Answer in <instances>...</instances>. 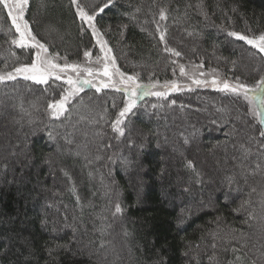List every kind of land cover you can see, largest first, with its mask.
<instances>
[{
  "label": "trees",
  "instance_id": "obj_1",
  "mask_svg": "<svg viewBox=\"0 0 264 264\" xmlns=\"http://www.w3.org/2000/svg\"><path fill=\"white\" fill-rule=\"evenodd\" d=\"M79 3L91 13L105 0ZM25 19L53 56L79 63L86 51H97L71 0H29ZM94 24L116 67L141 85L171 82L180 66L194 63L219 70L230 83L239 78L249 88L264 75L259 48L228 34L264 35V0H114ZM17 34L0 5V72L35 59L34 48L12 44ZM166 44L181 55L165 51ZM241 52L254 58L253 69L235 62L243 61ZM66 88L55 78L46 85L23 78L0 82V264L264 260V196H251L246 170L253 173L264 161V137L243 94L194 89L163 98L144 95L126 117L125 135L116 137L111 123L126 102L123 91L84 89L68 105L67 118L53 120L47 105ZM201 90L206 101L235 99L249 117L252 143L223 135L248 129L237 116L214 124L222 114L179 105ZM180 107L181 115L175 111Z\"/></svg>",
  "mask_w": 264,
  "mask_h": 264
},
{
  "label": "snow or ice",
  "instance_id": "obj_2",
  "mask_svg": "<svg viewBox=\"0 0 264 264\" xmlns=\"http://www.w3.org/2000/svg\"><path fill=\"white\" fill-rule=\"evenodd\" d=\"M71 3L75 5L77 14L79 18L85 21L89 27L92 29V35L97 38V43L100 45V50L104 55V64L102 71L97 69L96 73L107 77L108 81H100L99 86L92 83V80L89 79H80L81 66L78 64H68L65 63L63 66L54 62L55 57H49L46 55L48 52L45 44L41 43L37 37L32 33V30L29 26V21L25 19V12L29 5V0H0V5L7 10V16L11 18V25L15 29L16 33H19L18 39H13L12 44L17 45L20 48H35L38 49L36 52V58L31 61L29 64H21L16 67L14 71L7 72L6 74H0V82L5 80H16L17 77H22L25 81H32L38 85H46L49 82L50 78H55V80H61L63 77L61 74H67L69 71L76 73L77 78L74 79L71 75H67L65 83L69 85L68 88L63 90V93L60 95V98L53 100L48 103L47 109L49 111V116L53 120H59L61 117L67 118L66 114L69 113L68 105L71 103L81 91L85 85L95 87L96 91L99 92L102 88H114L116 91H121V88L118 86L116 81L113 79L114 76L119 77V84H123L126 87L123 89L127 96V101L124 104V107L119 110L115 119L111 123L112 131L117 133L120 137L125 135L126 127V117L132 110L137 106V98L141 94L143 89V95H153L156 97H166L168 95L167 91H152L151 88H155V85H152L151 88H145L137 82V77L133 75H125L121 72L119 68L116 67L115 59L110 55L111 49L107 48L106 42L100 39L99 30L96 28L94 21L96 16L100 13H103L111 5H113L114 0H105L101 6H98L91 13L85 9L83 5L79 3V0H71ZM160 19H166V13L164 9L160 10ZM205 15H207L205 13ZM230 36L236 37L238 40L245 41L247 44L257 47L261 52H264V35H260L258 39L249 38L246 35H242L236 32H229ZM160 40H165V33L161 31ZM165 51L172 53L174 56H180L181 53L175 49L167 47L165 45ZM15 55V53H12ZM85 57L90 58L91 53L85 52ZM101 58L97 57V63H100ZM109 62H111V67L114 71L109 70ZM83 71L88 74V76H94V70L91 67L83 68ZM181 75H185V70L183 66H180ZM201 76L204 75L203 72L200 73ZM193 83L197 86L208 87L211 86L214 89L225 92L240 95L243 94V99L250 106V113L258 118V123L261 125V128L258 130L259 137H264V78L259 80L254 87L249 88L246 84L240 83L239 78H237L236 83H230L227 79L219 80L213 78L210 83L207 80L193 79ZM166 89L170 91H179L180 87L173 81L171 85H165ZM191 90V89H189ZM251 93V95H249ZM175 104V101H172ZM115 107V104H113ZM155 107V105H153ZM216 123V121H212ZM49 139H54L53 132L48 130L47 132ZM250 139H255V137H250ZM185 143H188V139L185 138ZM243 147V145H241ZM264 148V144L261 145ZM187 166L194 170V164L191 161H188ZM260 165H257L259 168ZM67 176L68 173L65 172ZM70 178V177H69ZM74 191V189H73ZM254 191V189H253ZM115 212H121V206L119 203L115 205ZM103 247V244H101ZM213 248H216V244L213 243ZM243 247V245H242ZM229 249H225L228 251ZM233 253L239 251L235 247L230 249ZM51 254V250H50ZM236 260H240V256L235 257Z\"/></svg>",
  "mask_w": 264,
  "mask_h": 264
},
{
  "label": "rangeland",
  "instance_id": "obj_3",
  "mask_svg": "<svg viewBox=\"0 0 264 264\" xmlns=\"http://www.w3.org/2000/svg\"><path fill=\"white\" fill-rule=\"evenodd\" d=\"M91 31H92V29H91ZM18 38H19V33L17 34V38L16 39H18ZM99 38L102 39L101 36ZM253 39H258V37L257 38H253ZM95 41H96L97 51L94 53V55H91L90 58L84 56V59L81 62H79V63L67 62V61H65L64 58L58 57V56H53V55L49 54L48 52L46 53V55L49 56V57H55L54 62L59 64V65H61V66H63L65 63L80 65L81 66V71H80L79 78L80 79L92 80L93 84L99 86L101 80H104L105 82H107L108 78L100 75L99 73H96L97 69H99L101 71L103 69L104 55L105 54L103 52H101L100 45L97 43V38L96 37H95ZM107 48H108V46H107ZM37 51H38V49H35V54H36ZM4 53H5V51H4ZM262 53L264 54V52H262ZM110 55L112 56L111 53H110ZM242 55L244 56L243 61L241 62V60H237L235 62L237 64L240 62L242 64H245L246 66L250 65L251 69H253V67H255L254 58L252 56H249L247 53H244V52H241V56ZM97 57L101 58L100 63L96 62L97 61ZM35 58H36V55H35ZM242 64H241V66H242ZM87 67H91L94 70V76L93 77L88 76V74L83 71V68H87ZM188 67H189V69L184 68L185 75L179 74L171 82L158 83V84L155 85V88H151V86L154 85V84L142 85V86H144L145 88H151L152 91H167L168 94H169L170 92H173V91H170V89H166L164 86L166 84L170 86L173 81L180 87L181 90L185 91V90H189V89H191V90H194V89H199V90L200 89H214L211 86H208V87L197 86L196 84L193 83V79L207 80V81H209V83H210V81L213 78H217L219 80H224V79L229 80L219 70L211 69L210 67L206 68L202 63H194V64L189 65ZM109 70L110 71H114V69H112V67H111V62H109ZM12 71H14V69L9 71V72H12ZM201 72L204 73L203 76L200 75ZM6 73L7 72H0V74H6ZM259 74L257 75L258 77L260 76L258 81L261 80L262 78H264V75H262V74L259 75ZM67 75H71L74 79L77 78L76 73H73V72L69 71L67 74H63V73L61 74V76L63 77L61 80L65 81V79L67 78ZM17 78H22V77H17ZM113 79L116 81L118 86L121 88V91H123V89L126 86L123 85V84H119V77L114 76ZM232 82L235 83L234 81H232ZM68 87H69V85H68ZM89 88H95V87H91L89 85H85L83 87V90L84 89H89ZM214 90H216V89H214ZM199 92L206 93V91H203V90L197 91V93L195 94V96L192 99L183 98L182 102L179 103V105L188 106V108L192 109L191 112H196V111L199 110V111L205 112L206 114H210L211 112H214V110H215L218 115H220V114L223 115L221 118L215 120L217 124H219V123H227L228 119H231L232 117L235 118L237 116V118L240 120V123H242V125L247 127L248 129H244V131H243V128H242L238 132H235L233 128L232 129H227V130H225L226 133L224 132L223 135L225 137L230 138L231 140H234V139H235V141L238 140V143H244V142L248 143V144L252 143V141L250 139L251 134L253 132L252 131V127H251L250 123H246L247 120L249 119V117L246 118V115H244L243 112L241 111V109H239L237 107L234 98H225L223 100L220 97L216 96L215 98H210V99H208L206 101V99L202 98L203 96H202L201 93H200V95H198ZM223 93H225V92H223ZM225 94H227V93H225ZM143 96L144 95H143V89H142L141 90V94L137 98V103L141 100V98ZM14 98L15 97H13V100H14ZM191 100H193V101L191 102ZM126 101H127V96H126ZM175 111H177V113L178 112H180V113L184 112L182 110V107H180V109H176ZM180 113H178V114L181 115ZM5 129H6V131L9 130L7 127H5ZM247 130H249V134L243 135V132H245ZM115 134L116 135H114V136H116V137L119 136L117 133H115ZM198 139L199 138H195V145L198 144L196 142V141H199ZM192 145H193V143H192ZM257 165L258 164H256V169L253 170V173L249 169L246 168L247 166L245 168H246V170H248L247 172H249V174L252 177L250 179L249 176H248L249 182L251 181L250 184L254 188V191L251 193V196L255 195L254 197H256V196L259 195L258 199H260L261 196H264V161H263V158L259 162V165H260L259 168H257ZM253 174H254V176H253ZM261 208L264 209V202H262ZM245 210L246 209L244 208L243 211L246 212ZM258 264H264V260L259 262Z\"/></svg>",
  "mask_w": 264,
  "mask_h": 264
}]
</instances>
